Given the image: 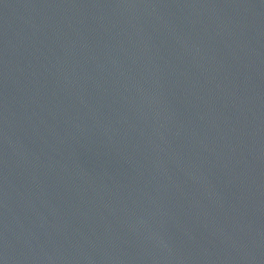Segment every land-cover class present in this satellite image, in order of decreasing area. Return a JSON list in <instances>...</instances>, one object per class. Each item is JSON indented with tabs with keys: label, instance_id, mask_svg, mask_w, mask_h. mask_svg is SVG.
<instances>
[{
	"label": "water",
	"instance_id": "1",
	"mask_svg": "<svg viewBox=\"0 0 264 264\" xmlns=\"http://www.w3.org/2000/svg\"><path fill=\"white\" fill-rule=\"evenodd\" d=\"M0 264H264V0H0Z\"/></svg>",
	"mask_w": 264,
	"mask_h": 264
}]
</instances>
